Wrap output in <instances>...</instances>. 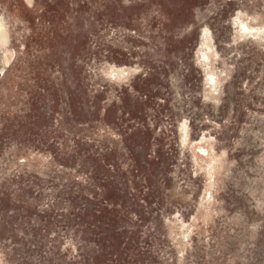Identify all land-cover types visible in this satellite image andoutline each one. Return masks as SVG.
I'll return each mask as SVG.
<instances>
[{"label":"rangeland","instance_id":"rangeland-1","mask_svg":"<svg viewBox=\"0 0 264 264\" xmlns=\"http://www.w3.org/2000/svg\"><path fill=\"white\" fill-rule=\"evenodd\" d=\"M0 25V264H264V0Z\"/></svg>","mask_w":264,"mask_h":264},{"label":"bare ground","instance_id":"bare-ground-1","mask_svg":"<svg viewBox=\"0 0 264 264\" xmlns=\"http://www.w3.org/2000/svg\"><path fill=\"white\" fill-rule=\"evenodd\" d=\"M3 27V26H2ZM2 27H1V25H0V38L3 40L4 39V31H3V29H2ZM7 37V36H6ZM6 40V39H5ZM4 40V41H5ZM1 44V43H0Z\"/></svg>","mask_w":264,"mask_h":264}]
</instances>
